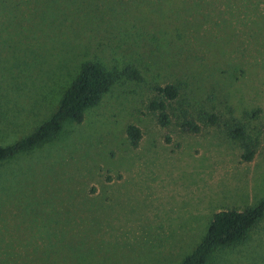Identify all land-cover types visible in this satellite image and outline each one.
<instances>
[{
  "label": "rangeland",
  "instance_id": "rangeland-1",
  "mask_svg": "<svg viewBox=\"0 0 264 264\" xmlns=\"http://www.w3.org/2000/svg\"><path fill=\"white\" fill-rule=\"evenodd\" d=\"M84 61L140 80L0 162V264H178L215 213L264 198V0H0L1 146L50 116ZM166 84L161 125L148 103ZM207 264H264V217Z\"/></svg>",
  "mask_w": 264,
  "mask_h": 264
},
{
  "label": "trees",
  "instance_id": "trees-1",
  "mask_svg": "<svg viewBox=\"0 0 264 264\" xmlns=\"http://www.w3.org/2000/svg\"><path fill=\"white\" fill-rule=\"evenodd\" d=\"M168 5H170V2H168ZM188 11H192L193 17L197 21L202 20L200 22L202 25L204 24L203 16L198 14L193 7L189 8ZM214 41L216 42L215 39ZM121 78L134 81L140 80L137 70L132 67L116 70L106 69L97 62H82L79 65L77 74L63 91L55 110L50 116L26 136L8 145H0V162L27 152L51 139L60 132L66 122L79 124L83 119L84 112L96 106L110 87ZM152 91L154 92V97L148 103V109L152 112H157L159 123L166 125L168 123L165 112L166 102L176 99L178 87L173 84H166L154 86ZM208 121L214 123L215 116H209ZM182 128L192 131L197 130V126L190 121L184 122ZM125 134L130 145L136 146L140 137L139 130L135 126L128 125L125 129ZM230 135L238 139L243 148L244 152L241 158L244 161H250L253 156V148L244 140V135L240 128L235 126L230 130ZM263 217L264 198L259 200L254 206L240 211L231 209L215 213L209 221L201 241L178 264H207L214 250L241 243L248 231Z\"/></svg>",
  "mask_w": 264,
  "mask_h": 264
}]
</instances>
